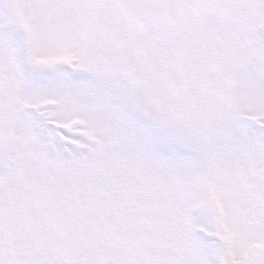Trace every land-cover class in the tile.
Here are the masks:
<instances>
[{"label": "snow or ice", "instance_id": "6c2138e0", "mask_svg": "<svg viewBox=\"0 0 264 264\" xmlns=\"http://www.w3.org/2000/svg\"><path fill=\"white\" fill-rule=\"evenodd\" d=\"M0 264H264V0H0Z\"/></svg>", "mask_w": 264, "mask_h": 264}]
</instances>
